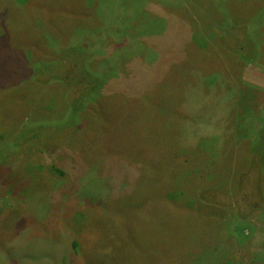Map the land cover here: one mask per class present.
<instances>
[{"label": "rangeland", "instance_id": "1", "mask_svg": "<svg viewBox=\"0 0 264 264\" xmlns=\"http://www.w3.org/2000/svg\"><path fill=\"white\" fill-rule=\"evenodd\" d=\"M12 252L264 264V0H0V264Z\"/></svg>", "mask_w": 264, "mask_h": 264}, {"label": "trees", "instance_id": "2", "mask_svg": "<svg viewBox=\"0 0 264 264\" xmlns=\"http://www.w3.org/2000/svg\"><path fill=\"white\" fill-rule=\"evenodd\" d=\"M230 33H233V32H231V31H229ZM234 34V33H233ZM235 38L234 39H237L238 40V38H237V31L235 32ZM249 36L248 35H246V36H244L243 38H242V40H245V41H249V38H248ZM240 56H241V54H240ZM239 55H238V57H240ZM89 72L88 71H84L83 72V75H84V77L82 78V81H85L86 82V84H85V87L83 88L84 90L83 91H85L86 93L88 92V91H90V88L93 86V84L91 83L92 82V78H91V76L88 74ZM91 78V79H90ZM103 81H104V79H103ZM111 81V80H110ZM111 83H113V81H111ZM103 84V83H102ZM91 93V92H90ZM89 92H88V95L89 96H91L92 94H90ZM101 95V93H98V92H96L94 95ZM33 154H34V156L36 155V154H38V155H40V156H42L43 155V151L42 150H40L39 148L38 149H35L34 150V152H33ZM37 155V156H38ZM40 156H38V157H40ZM45 162V161H44ZM47 164L49 165V169H51L52 171H53V173H58V174H60V175H62V176H65V173L61 170V169H59L53 162H49V161H47ZM48 169V170H49ZM80 240H78L77 239V237L74 239V241H73V247H74V249L77 251L79 248H80ZM12 255L13 256H15V257H19V256H17V255H14V252H12ZM254 259V260H253ZM253 259H252V264H255V257H253ZM14 260H17L18 262V264H23V261H24V259H23V256H20L19 257V259L18 258H15ZM19 260H21V262H19ZM224 264H237V259L235 258V257H232V259L231 258H229Z\"/></svg>", "mask_w": 264, "mask_h": 264}]
</instances>
